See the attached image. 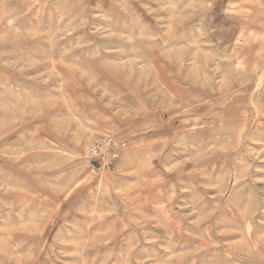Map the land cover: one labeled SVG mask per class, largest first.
I'll list each match as a JSON object with an SVG mask.
<instances>
[{"label": "rangeland", "instance_id": "1", "mask_svg": "<svg viewBox=\"0 0 264 264\" xmlns=\"http://www.w3.org/2000/svg\"><path fill=\"white\" fill-rule=\"evenodd\" d=\"M0 264H264V0H0Z\"/></svg>", "mask_w": 264, "mask_h": 264}, {"label": "crops", "instance_id": "2", "mask_svg": "<svg viewBox=\"0 0 264 264\" xmlns=\"http://www.w3.org/2000/svg\"><path fill=\"white\" fill-rule=\"evenodd\" d=\"M134 146H137L138 147L137 150H136V152H140L139 145H134Z\"/></svg>", "mask_w": 264, "mask_h": 264}, {"label": "built area", "instance_id": "3", "mask_svg": "<svg viewBox=\"0 0 264 264\" xmlns=\"http://www.w3.org/2000/svg\"><path fill=\"white\" fill-rule=\"evenodd\" d=\"M96 156L98 157V156H100V154H96Z\"/></svg>", "mask_w": 264, "mask_h": 264}, {"label": "bare ground", "instance_id": "4", "mask_svg": "<svg viewBox=\"0 0 264 264\" xmlns=\"http://www.w3.org/2000/svg\"><path fill=\"white\" fill-rule=\"evenodd\" d=\"M181 49V48H180ZM30 52V51H29ZM155 89V88H154ZM209 93V92H208ZM248 103V102H247ZM225 173V172H224ZM210 262V261H209Z\"/></svg>", "mask_w": 264, "mask_h": 264}]
</instances>
